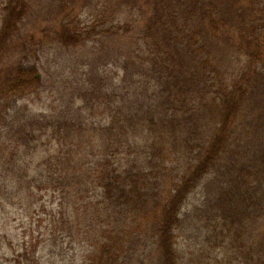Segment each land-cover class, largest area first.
I'll list each match as a JSON object with an SVG mask.
<instances>
[{"label": "trees", "instance_id": "16d2710c", "mask_svg": "<svg viewBox=\"0 0 264 264\" xmlns=\"http://www.w3.org/2000/svg\"><path fill=\"white\" fill-rule=\"evenodd\" d=\"M133 1L138 19L104 26L100 38H93L90 45L94 30L90 25L81 30L61 23L53 29L52 42L67 47L73 55L62 58L55 53L49 60L52 72L42 74L51 76L50 87L58 92L54 100H60L59 109L30 116L0 111V191L10 189L29 198L38 173L42 185L58 195L52 230L83 228L86 239L97 240L93 251H99L98 264H123L121 257L139 248L136 241L126 244L125 240H141L129 229L156 239L158 264H179L174 231L180 226L183 201L193 185L212 172L227 147L237 99L247 97L249 87L264 86V69L255 65L264 64V0ZM28 5L27 0L1 2V93L25 91L42 80L35 71L36 62L46 56L48 47H29L28 53L35 59L32 64L23 57L14 58L23 48L17 41L24 39L19 30ZM135 27L142 33L132 35V47L120 66L123 72L128 67L133 72L113 81L106 69L95 66L96 55L102 52L105 38L116 37L119 28L130 31ZM210 41L222 48L246 50L248 60L241 79L254 82L212 90L220 121L207 134V126L199 118L200 106L190 108L195 98L204 104L212 94L211 80L218 64L214 58L200 59ZM85 47V53L79 55ZM107 54L118 57L111 46ZM119 84L121 96L117 94ZM131 89L143 97L137 107L130 104L132 100L128 102ZM64 97L68 102H63ZM194 142L198 148L195 163L158 192L159 184L151 179L159 180L162 174L155 175L150 163L168 161L167 155L174 149L173 153H179L182 143L191 151ZM235 176L231 185L224 180L229 189L222 180L217 184L222 211L250 207L249 202L260 196L250 194L251 181L245 175ZM227 192L231 197L225 199ZM24 254L23 249L19 255Z\"/></svg>", "mask_w": 264, "mask_h": 264}, {"label": "rangeland", "instance_id": "374dc122", "mask_svg": "<svg viewBox=\"0 0 264 264\" xmlns=\"http://www.w3.org/2000/svg\"><path fill=\"white\" fill-rule=\"evenodd\" d=\"M1 2L2 0L0 6ZM27 2L28 13L24 16L19 30L25 41L24 39L17 41L23 48L19 46L20 52H16L14 58L23 57L32 64L35 59L28 53L29 47L37 50L41 49V46L48 47L46 56L42 55L41 60L36 62L35 71L38 77L44 70L48 73L52 72L49 60L55 53L62 58L69 56L73 58L67 47L61 48L51 40L54 30L61 23L65 26L70 23L72 28L81 30L86 29L87 25H90V28L94 27L90 33L93 36L88 44L90 45L93 38L95 40L100 38L98 36L101 35L104 26L106 29L108 24L123 22L124 19L130 21L138 19V9L133 0H27ZM107 18H110L108 23L101 24ZM64 20L66 24L63 23ZM141 33L139 27L130 31L119 28L116 37L105 38L104 48L101 43L99 44L102 52L96 55L95 66L100 65V69H106L109 78L114 79L113 81L120 80L122 75L130 77L133 68L128 67L123 72L120 66L128 49L132 47L129 44L132 35L138 36ZM110 46L112 51H117V58L107 54ZM87 47L83 48L79 55L84 54ZM24 48L27 51L24 52ZM232 48V46L222 48L218 43L210 41L200 55V59L214 58V63L218 64V70L211 80L214 84L210 89L212 94L204 104L203 101L195 98L193 108H190L191 110L197 105L200 106L199 118L204 126H207V134H212L220 121V111L215 107L218 104L213 99V91L221 85L228 90L235 89L237 82L244 86L246 81L244 78L241 79V75L245 70L248 54L246 50L237 51L238 49ZM135 54L136 57L141 56ZM262 62H257L256 68L264 69ZM250 64L252 66V61ZM50 82V75L46 78L42 75L41 83L36 82L25 91L0 92V111L17 113L21 116L58 111L60 100H54L58 92L55 89L51 90ZM253 82V79L247 80L246 86ZM249 88L247 97L242 96L237 99L238 106L232 123V132L227 147L214 164L215 168L193 185L183 201L180 209V226L174 231L179 264H264V86ZM132 91L133 89L130 90L128 102L132 100L130 104L137 107L143 97ZM54 92L56 93L53 94ZM117 94L118 96L122 94L120 84ZM196 97H200L199 94ZM63 102H68V99L64 97ZM70 106L72 107L71 104ZM193 147L194 149L188 151L189 146L185 147L182 143L179 153H173L174 149L169 156L167 155L168 161L150 163L155 175L162 174L159 180L151 179L152 182L155 180L159 184L158 192L168 186L170 180L172 183V180L182 176L192 167L198 153L196 142L193 143ZM161 168L163 170H159ZM235 174L245 175L246 180L251 181L250 194L260 196L255 202L251 204L249 202V205H252L250 207H226L222 211L217 184L222 180L226 189H229L224 180L231 185V179L237 178ZM163 175L164 179H162ZM40 178L36 173L32 195L29 198L10 189H5V193L0 191V264H19L18 262L26 264L25 261L29 264L30 262L31 264H98L99 251H93L97 240L86 239L83 228L79 230L81 227L75 229L71 225L73 228L70 231L55 228L52 230V225L55 226L54 215L58 208V195L50 187L43 186ZM252 186L256 187L255 192ZM223 197L228 199L231 194L227 192ZM70 209L73 212L72 205ZM81 225L83 226V223ZM109 225L111 228L112 224ZM114 225L117 226L116 223ZM129 231L141 240H125L126 244L136 241V246L139 248L135 247V251L130 250L122 256L121 260L125 262L123 264H158L156 260L158 256L155 255L154 248L156 239L134 229ZM5 232L6 237L1 238ZM23 249L26 250V254L19 255Z\"/></svg>", "mask_w": 264, "mask_h": 264}]
</instances>
